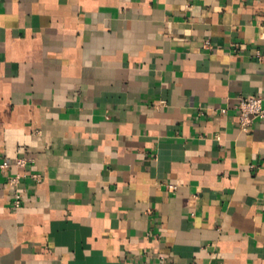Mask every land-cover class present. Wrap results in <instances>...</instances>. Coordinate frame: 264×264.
Instances as JSON below:
<instances>
[{"label":"crops","instance_id":"obj_1","mask_svg":"<svg viewBox=\"0 0 264 264\" xmlns=\"http://www.w3.org/2000/svg\"><path fill=\"white\" fill-rule=\"evenodd\" d=\"M255 94L264 0H0V264H264Z\"/></svg>","mask_w":264,"mask_h":264},{"label":"built area","instance_id":"obj_2","mask_svg":"<svg viewBox=\"0 0 264 264\" xmlns=\"http://www.w3.org/2000/svg\"><path fill=\"white\" fill-rule=\"evenodd\" d=\"M236 110L238 113L239 126L242 130H248L252 125L253 120L264 119V98L261 95H246L240 96L236 101ZM223 112L226 109H222ZM28 164V159L25 157H19L14 166L17 168H24ZM10 164L3 162L0 164L2 170L8 168ZM29 178L35 182H39L42 179V175L38 173L28 174ZM25 177L24 174L16 172L14 175L7 179V185L13 190V207L18 208L21 206L23 200V190L21 188L22 179Z\"/></svg>","mask_w":264,"mask_h":264}]
</instances>
